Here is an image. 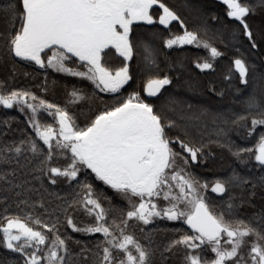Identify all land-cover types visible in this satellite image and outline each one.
Listing matches in <instances>:
<instances>
[{
  "label": "snow or ice",
  "instance_id": "6c2138e0",
  "mask_svg": "<svg viewBox=\"0 0 264 264\" xmlns=\"http://www.w3.org/2000/svg\"><path fill=\"white\" fill-rule=\"evenodd\" d=\"M221 2L236 22L231 32L236 52L244 47L241 37L250 50H259L264 24L254 31L250 20L264 17V0ZM196 11L204 18L189 30L162 0H6L0 5V65L12 61L9 79L17 74V59L44 74L39 94L0 79V106L26 117L25 127L16 129L18 139L4 140L8 132L0 130V248L19 256L0 264H73L70 243L80 241L72 240L69 229L101 235L94 249L84 245L76 254L91 264H161L169 255H179V264H264V175L251 174L255 167L264 171V132L253 147L243 146L264 128V94L249 93L240 111L212 113L172 95L155 105L125 87L135 76L151 74L144 91L158 97L173 83L161 69L157 42L167 49L203 48L210 58L197 60L196 68L215 70L225 53L214 44L220 33L208 18L219 23V17ZM173 22L182 35L165 38L146 31L157 25L168 29ZM110 56L119 63H111ZM232 64L229 71L248 86L255 65L242 56ZM49 70L90 84L91 95L73 85L63 103L50 101ZM97 92L110 102L100 100L102 106L94 107ZM84 105L87 110L78 112ZM208 117L215 139L206 143ZM12 120L0 123L11 129ZM230 125L238 126L242 143L230 138ZM210 144L226 149L248 174L231 166L230 174L212 181L197 178L190 169L214 156ZM89 176L114 190L124 206L98 191ZM62 183L70 195L50 191ZM209 189L220 203L209 198ZM257 197L261 211L249 216L242 210ZM77 213L86 222H77ZM157 220L180 226L167 229L170 235L158 242L157 229L145 230Z\"/></svg>",
  "mask_w": 264,
  "mask_h": 264
},
{
  "label": "trees",
  "instance_id": "16d2710c",
  "mask_svg": "<svg viewBox=\"0 0 264 264\" xmlns=\"http://www.w3.org/2000/svg\"><path fill=\"white\" fill-rule=\"evenodd\" d=\"M162 2L173 7L174 10L181 15L189 30L197 27L199 21L204 18L196 11V9H200L203 13H210L211 15L219 17V23H217L209 16L208 23L210 27L219 31L220 37L214 41V44L225 53V56L220 57L215 61L214 71L205 70L202 72L196 68L195 65L197 60L202 62L203 59L210 58L207 50L197 48L195 45L174 46L172 49H167L162 42H157L161 69H163V74H167L172 78L173 83L165 86V89L161 90L163 95H158V97H148L144 88L151 74H142L135 76L134 81H131L128 86H125L127 91H140L141 95L144 96L149 103L155 105L162 103L164 98L168 95H172L180 102L187 101L193 104H200L208 108L212 113L226 112L228 109L240 111L242 101L249 93L255 91L257 94H264V45H261L259 50H250L247 47V41L241 37L240 39L243 42L244 47H240L239 53L236 52V47L239 45L232 40L231 35L232 30L236 27V22L231 21L225 15L227 9L221 0H162ZM243 2H247V0H243ZM4 3H6V0H0V5H3ZM184 5H189L190 7H185ZM250 24L254 31H258L262 24H264V17L257 15L250 20ZM146 31L158 32L165 38H167L170 33L177 35L183 34V29L178 22H173L172 25L168 26V29L162 25H157L155 27L148 26ZM241 56L245 58L246 62L250 65H255L254 69H250V83L248 86H244L240 83L238 73L235 71H229L230 68H233L232 61ZM109 61L113 64L119 63L115 56H110ZM11 64L12 61L9 59L3 65H0V79L8 80L9 85L12 87L31 88L39 94L38 86L43 83V72H40L36 67L28 66L26 62H20L17 59V74L14 79H9L12 76ZM133 71L135 72V67H133ZM24 73H30L31 75L26 76ZM229 75L232 77L230 81L226 79ZM47 78L48 93L46 98L52 102L63 103L66 99L67 90H70L73 85L77 87H85L89 95H91L93 91L90 84L82 85L78 83V78L65 77L63 74H58L51 70H49ZM54 81L55 83H53ZM212 88H215L216 92H213ZM238 88L240 89V92H237ZM127 91H125V95H127ZM220 91L225 93L223 97L216 94ZM96 96L99 99L93 101L94 107L102 106L100 100L110 102V97L107 94L97 92ZM82 110L86 111L87 105H84L82 109H77L78 112ZM11 117H15V120L10 121L12 124L11 129H8L5 125L0 123V130L8 132V135L3 137L4 140L18 139L19 132H17L16 129L25 127L24 122L26 117L23 114L16 109H4L0 106V121ZM207 121L208 128L204 137L206 143L209 137L215 139V126L213 125L211 117H208ZM229 128L231 129L229 132L230 138L233 141H236V143H242L240 137L237 136L238 126L230 125ZM261 132H264V128L258 127L257 134H254V136L244 143L243 146L253 147L256 139H258V134ZM242 135H244L243 132H241V136ZM209 148L211 152L214 153V156L209 158L208 163L204 164L202 167H193L190 169L197 178L202 181H212L217 175L230 174L231 166H235L242 173L248 174L244 167L235 163L234 158L226 149H223L216 144H210ZM251 174L256 178H259L261 175H264V171L255 167ZM93 176H89L88 181L93 183L98 191L103 192L106 196L112 198L113 203L117 207H123V202L117 195H115L114 190L103 185L102 182L96 181ZM81 179H83V177H81ZM50 191L57 193L60 196H68L71 194L72 190L66 184L62 183L59 187H51ZM208 196L217 204L221 202L217 198V194L212 193L210 189ZM54 202L58 201L54 200ZM242 211L249 216L260 212L261 201L259 197L255 198L251 205H245ZM75 219L77 222H86V218L81 213H77ZM178 226H180L179 222L157 220L153 224L145 226V230L151 231L152 229H157L154 238L160 242L170 235V232L166 231L167 229ZM61 231H63V228H61ZM69 235L72 237L73 241H80L79 244L70 243V248L74 254L73 264H91V259H82L76 254L80 253L81 247L84 245L94 249L96 240L102 239L101 235L95 234L94 236H89L80 233H72L70 229ZM88 255V253H85V256ZM0 259L5 262H10L19 260V256L0 248ZM157 260L160 261L159 256H157ZM161 264H179V255H169L168 259L162 261Z\"/></svg>",
  "mask_w": 264,
  "mask_h": 264
},
{
  "label": "water",
  "instance_id": "95a60500",
  "mask_svg": "<svg viewBox=\"0 0 264 264\" xmlns=\"http://www.w3.org/2000/svg\"><path fill=\"white\" fill-rule=\"evenodd\" d=\"M146 95H147V93H146Z\"/></svg>",
  "mask_w": 264,
  "mask_h": 264
}]
</instances>
